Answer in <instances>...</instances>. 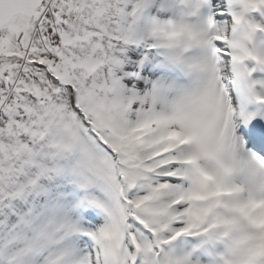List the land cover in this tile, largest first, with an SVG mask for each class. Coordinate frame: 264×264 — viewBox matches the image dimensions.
Wrapping results in <instances>:
<instances>
[{
  "label": "snow or ice",
  "instance_id": "snow-or-ice-1",
  "mask_svg": "<svg viewBox=\"0 0 264 264\" xmlns=\"http://www.w3.org/2000/svg\"><path fill=\"white\" fill-rule=\"evenodd\" d=\"M0 264H264V0H0Z\"/></svg>",
  "mask_w": 264,
  "mask_h": 264
}]
</instances>
